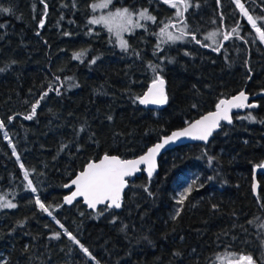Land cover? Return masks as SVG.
<instances>
[{
    "label": "trees",
    "instance_id": "trees-1",
    "mask_svg": "<svg viewBox=\"0 0 264 264\" xmlns=\"http://www.w3.org/2000/svg\"><path fill=\"white\" fill-rule=\"evenodd\" d=\"M100 1L0 0V7L11 9L0 12V194L14 193L8 198L17 205L0 208V264H218L223 253L248 254L264 264V171L257 176L259 194L253 190L255 169L264 165V42L234 0H189L194 6L184 22L207 46L162 42L165 24L177 33L184 27L177 9L163 0H114L113 8L147 9L156 18L128 37L125 52L110 42L107 29L88 24L91 5ZM241 3L254 19L264 17V0ZM236 25L238 36L220 37L218 51L204 40ZM81 51L83 63L73 59ZM150 65H159L166 81L168 104L161 111L137 99L152 84ZM61 83V95L49 92L36 115L24 119L50 84ZM244 90L257 109L235 115L208 144L164 154L154 178L129 181L121 211L98 216L82 201L65 205L71 193L65 185L89 162L105 154L137 158ZM249 114L254 121L245 118ZM25 170L52 216L25 187ZM194 177L202 187L176 204Z\"/></svg>",
    "mask_w": 264,
    "mask_h": 264
},
{
    "label": "snow or ice",
    "instance_id": "snow-or-ice-1",
    "mask_svg": "<svg viewBox=\"0 0 264 264\" xmlns=\"http://www.w3.org/2000/svg\"><path fill=\"white\" fill-rule=\"evenodd\" d=\"M43 2V0H41ZM159 2V0H158ZM164 3L169 4L171 7L177 9L175 16L180 19L182 23H184V27L180 29L179 35H173L168 31V24H165L164 27L160 28L159 36L167 37L166 41L162 42H172L176 41H185V42H195L201 44V46H207L200 40L196 39L195 30L189 31L187 28L186 22H184V12L187 11L189 7H193L194 5L189 2V0H163ZM237 7L240 8L241 13L247 18L248 22L252 25V28L255 29V32L259 36V40L264 42V23H261L260 26H257V20L264 21V17L253 18L252 15L248 14V11L244 8V5L241 3V0H234ZM112 0H101L100 3H94L91 5L93 12L96 9H107L111 5ZM182 6V7H181ZM47 5L45 4V8ZM0 12H11L10 8H2L0 7ZM47 14L46 12L44 13ZM139 21H152L156 22V18L151 15L147 9L143 10H130L129 8L116 9L110 12L108 15L101 16H93V18L88 20L89 25H103L107 28L110 33V42H115L119 45L122 51L127 52L129 50L128 41L124 39L123 34L125 32L131 34L134 32L136 28L145 27L144 24H141ZM215 22V21H213ZM163 23V22H161ZM43 27V21L40 24ZM175 27V25H171ZM238 28L239 25L233 26L230 32L225 31H213L209 33L208 36L204 37V40L211 39L214 44H217V47L213 48L214 51H218L222 44H219L217 41V37H221L223 40H229L232 37V34H237L238 36ZM114 36V41L112 37ZM247 42V41H245ZM157 49L163 51L160 48V45H157ZM138 55V53H135ZM86 55L85 51L75 52L73 53V59L79 60L83 63V57ZM95 59L91 61V63H95ZM151 70L154 74V78L152 80V84L149 87L148 91L143 95V97H138L137 99L141 104H163L167 102V96L164 92L165 80L160 75L162 69H160L159 65H150ZM3 71V69H0ZM59 77H56V80L59 81ZM71 80V78H68ZM64 85L61 83L59 87H55L50 84L46 91H44L31 106L30 114L25 115L24 119L31 120L37 111V107L40 104V101L46 97L49 92L55 90L56 95H61L60 88ZM78 86V85H75ZM248 100V97L245 95L243 91L239 93V95L233 97L229 100H220L217 105V110L215 112L209 113L206 116H203L201 119L196 120L194 123H190L187 128H184L180 131L173 132L170 136L163 138L162 143H157L155 146L149 148L145 155L140 156L138 159H121L117 156H110L105 154L99 162H89L86 168L81 171L75 179L71 181L70 184H66L65 187L75 186V191L71 193V195L66 196L64 198L65 203H71L77 197H82L84 202L88 205L89 208L94 211L97 210L98 205H104L105 207L99 209L97 211V215H103V213L112 208L119 209L122 206V193L123 190L128 187L129 181L126 179L127 177H132L138 171H140V165L147 166L148 177L151 178L153 174V170L155 167V157L158 154L159 150L164 147V145L173 142L174 140L180 137H191L196 140L207 141L208 137L212 134L213 130L220 126V121H227L229 124L232 123L229 112L232 108H252L256 107L255 104H247L245 103ZM241 118V117H237ZM250 120H255L251 114L245 117ZM14 119V117H10L9 120ZM5 125L2 120H0V130H3ZM83 131V129H80ZM5 137H7V131H3L2 133ZM15 152V149H13ZM19 159V157H17ZM212 158H209V162H211ZM264 167V166H262ZM21 168L23 165L21 164ZM23 178L27 181L26 188L30 189L31 192L35 195V203L39 206L41 210L46 212L49 216L53 215V212L50 211L51 206H46L41 200L38 193V188L34 186L33 181L29 178V172L27 170L23 173ZM211 179V177H209ZM199 187H202V184L198 183V178L194 177L190 182H186L182 187V190L179 191L177 197H175V202L178 205H184L185 201L188 200V197L192 194L194 190H198ZM144 191L148 193V196H153V193L148 191V187H144ZM15 194H0V208H16V203H13L12 199H9L8 196ZM264 207V205H262ZM182 208H178L176 210L173 219L179 216ZM54 218V217H53ZM113 223L116 221L113 220ZM56 223L59 224L57 220ZM61 228L64 226L61 224ZM127 225H124L123 228L127 229ZM264 228V225L261 226ZM61 233H55V238L59 239ZM64 235L68 237L69 240L73 241L74 244L78 245L80 249L92 260H95V257L92 256L91 252H89L88 248L85 247L80 241L74 236L71 232H68L67 229H64ZM264 243V241H262ZM179 255V253H176ZM219 259V257H218ZM224 260L226 264H255L251 255L243 254L237 255L233 254L231 257H225ZM98 264V262H97Z\"/></svg>",
    "mask_w": 264,
    "mask_h": 264
},
{
    "label": "water",
    "instance_id": "water-1",
    "mask_svg": "<svg viewBox=\"0 0 264 264\" xmlns=\"http://www.w3.org/2000/svg\"><path fill=\"white\" fill-rule=\"evenodd\" d=\"M150 86H151V85H150ZM150 86H149V87H150ZM148 89H149V88H148ZM147 91H148V90H147ZM147 91H146V92H147ZM164 92H165V95L167 96V94H166V81H165V85H164ZM243 92H244L245 95L248 97V100H247L245 103H247V104H255V105H257V106H256V107H252V108H239V109H237V108H232V109L230 110V112H229V115H230V117H231L232 122H233V120H234V116H235V115H241V114L246 113L247 111H253V110L257 109V107H258V103L254 101L253 97L250 96L245 90H244ZM238 95H239V94H238ZM235 96H237V95H235ZM235 96H233V97H235ZM233 97H231V98H229V99H232ZM229 99H223V100H229ZM167 104H168V97H167V102H166V103H163V104H147V105L142 104V105H143L145 108H147V109H152V110H155V111H161V110H163V109L166 107ZM216 110H217V108H216ZM216 110H215V111H216ZM215 111H212V112H215ZM212 112H209V113H212ZM209 113H206V114L202 115L201 117L197 118L196 120L201 119L203 116H206V115H208ZM196 120H194V121H192V122H190V123H194ZM190 123H189V124H190ZM189 124H187L185 127L181 128V129L175 130V131H173V132L180 131V130H182V129H184V128H187ZM223 124H227V125H229V123H228L227 121L221 120V121H220V126L217 127V128H215V129L213 130L212 134L208 137L207 141L196 140V139H192L191 137H180V138L174 140L173 142L164 145V147L161 148V149L159 150L158 154H157L156 157H155V167H154L153 174H152L151 178L148 177L147 166H146V165H140V166H139V167H140V171L136 172V173L134 174V176H132V177H127L126 179H127L128 181H133V180L136 179V177H139V176H141L142 174L146 175L149 179L154 178V177L156 176V174L158 173V171H159V161H160L161 157H162L164 154H166L167 152L173 151V150H175V149L178 148V147L186 146V145H189V144H208V143L211 141V139L213 138V136H214L217 132H219V131L221 130V126H222ZM230 124H231V123H230ZM173 132H171L169 135H167V136H165V137L170 136ZM165 137H164V138H165ZM162 142H163V139H162L160 142H158V143H162ZM156 144H157V143H156ZM153 146H155V145H153ZM153 146H152V147H153ZM145 154H146V153H145ZM145 154H143V155H145ZM110 156H114V155H110ZM141 156H142V155H141ZM117 157H118V156H117ZM139 157H140V156H139ZM139 157H137V158H133V159H138ZM102 158H103V157H102ZM102 158H101V159H102ZM119 158H120V157H119ZM101 159H100V160H101ZM129 160H132V159H129ZM92 162H99V160H98V161H92ZM263 166H264V165H263ZM85 168H86V167H85ZM263 171H264V167H257V168L255 169L254 185H253V190H254L255 195H258V194H259V190H260V184H259V181H258V179H257V176H258V174H260V173L263 172ZM74 179H75V178H74ZM70 183H71V182H70ZM70 183H69V184H70ZM128 187H129V184H128ZM128 187H126V188L123 190V193H122V206H121V208H119V209L112 208L113 210H116V211H121V210H122V208H123V200H124V196H125L126 191L128 190ZM67 189H68V190H71V193H72L73 191H75V186L73 185L72 187H67ZM71 193H70L69 195H71ZM69 195H68V196H69ZM77 201H82V202L84 203V205L88 208V210L91 211V212H94V213L97 212L100 208L105 207L104 205H98V206H97V210L94 211L93 209H91V208L88 207V205L84 202V200H83L82 197H77V198L74 199L70 204H69V203H65V200H64V203H65L66 206H72V205H74Z\"/></svg>",
    "mask_w": 264,
    "mask_h": 264
},
{
    "label": "rangeland",
    "instance_id": "rangeland-1",
    "mask_svg": "<svg viewBox=\"0 0 264 264\" xmlns=\"http://www.w3.org/2000/svg\"><path fill=\"white\" fill-rule=\"evenodd\" d=\"M101 2V1H100ZM100 2H97V3H100ZM113 2H114V0H112V3H111V5L109 6V8H107V9H96V11L95 12H93V15L91 16V18H93V16H101V15H108L110 12H112V11H114V10H116V9H122V8H113ZM149 12V11H148ZM150 13V12H149ZM151 14V13H150ZM151 15H153V14H151ZM154 16V15H153ZM155 17V16H154ZM90 18V19H91ZM141 24H144V25H146L147 23H149V22H152V21H139ZM92 27H99V26H101V27H104L103 25H91ZM105 28V27H104ZM143 27H141V28H136L135 30H134V32L133 33H135L136 31H138V30H140V29H142ZM105 29H107V28H105ZM170 33H172L173 35H179V33H177V32H173L172 30H168ZM211 32H213V31H211ZM211 32H209V33H211ZM133 33H131V34H129V33H127V32H125L124 34H123V36H124V39L125 40H127L128 41V37L130 36V35H132ZM209 33L206 35V36H208L209 35ZM114 37V36H113ZM115 39V38H114ZM165 39L167 40V37H165ZM217 39V41H218V43H220V37H217L216 38ZM212 46H216L217 44H214L213 43V41L211 40V39H209V40H207ZM185 41H176L175 43L176 44H183ZM117 44V43H116ZM117 46L119 47V45L117 44ZM120 48V47H119ZM121 49V48H120ZM19 164L21 165L22 164V162H21V160L19 159ZM23 165V164H22ZM233 254H230V253H223L221 256H220V258H219V263L218 264H226V261L224 260V258L225 257H231Z\"/></svg>",
    "mask_w": 264,
    "mask_h": 264
}]
</instances>
